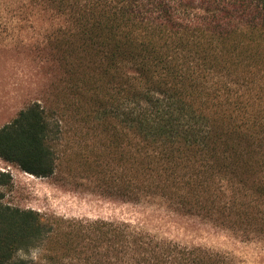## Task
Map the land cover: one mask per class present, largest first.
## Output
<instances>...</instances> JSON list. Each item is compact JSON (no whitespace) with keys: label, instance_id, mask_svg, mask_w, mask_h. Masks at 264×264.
Masks as SVG:
<instances>
[{"label":"trees","instance_id":"trees-1","mask_svg":"<svg viewBox=\"0 0 264 264\" xmlns=\"http://www.w3.org/2000/svg\"><path fill=\"white\" fill-rule=\"evenodd\" d=\"M52 2V100L0 126V158L47 177L64 151L130 199L264 239V0ZM12 181L0 169V264H237L128 220L5 203Z\"/></svg>","mask_w":264,"mask_h":264},{"label":"rangeland","instance_id":"rangeland-1","mask_svg":"<svg viewBox=\"0 0 264 264\" xmlns=\"http://www.w3.org/2000/svg\"><path fill=\"white\" fill-rule=\"evenodd\" d=\"M62 24L52 0H0V126L33 101L52 100L59 71L51 36ZM65 154L47 177L0 158V169L13 176L2 189L3 201L48 215L128 220L160 237L225 252L237 264H264L263 238H246L162 196L130 199L108 186L96 167L86 170Z\"/></svg>","mask_w":264,"mask_h":264}]
</instances>
